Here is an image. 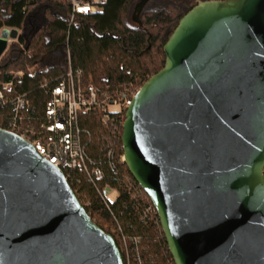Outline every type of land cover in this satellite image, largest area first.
<instances>
[{"label": "water", "instance_id": "obj_1", "mask_svg": "<svg viewBox=\"0 0 264 264\" xmlns=\"http://www.w3.org/2000/svg\"><path fill=\"white\" fill-rule=\"evenodd\" d=\"M163 52L124 112L123 162L174 264H264V0L197 1ZM0 264H123L63 172L1 127Z\"/></svg>", "mask_w": 264, "mask_h": 264}, {"label": "trees", "instance_id": "obj_2", "mask_svg": "<svg viewBox=\"0 0 264 264\" xmlns=\"http://www.w3.org/2000/svg\"><path fill=\"white\" fill-rule=\"evenodd\" d=\"M197 1L191 0L189 6L181 9L171 3L149 8L145 5L137 15L134 9L130 17L133 0H107L101 12L79 15L68 27L65 0H0V29H21L19 43L8 45L0 56V83L10 79L9 71H25L14 79V90L27 101L23 115L36 121L43 115L46 89L57 84L67 69V51L71 66L82 69L81 78L86 84L107 89L128 83L140 86L162 68L165 41L180 17ZM27 68L35 71L34 76ZM43 81H47L45 89L40 88ZM12 114L11 103L0 104L1 128L9 130ZM78 120L85 151L104 172L97 182L80 172L73 173L77 182L69 185L84 209L101 229L113 236L124 264H173L157 217H142V209L151 204L150 199L125 163H117L114 171L106 166L104 142L99 138L104 134L103 127L97 112L81 114ZM113 147L116 156L122 153L120 137ZM122 177L127 178L131 188L118 184ZM107 182L117 192L108 207L98 191ZM118 227L127 239L125 250L111 231Z\"/></svg>", "mask_w": 264, "mask_h": 264}, {"label": "built area", "instance_id": "obj_3", "mask_svg": "<svg viewBox=\"0 0 264 264\" xmlns=\"http://www.w3.org/2000/svg\"><path fill=\"white\" fill-rule=\"evenodd\" d=\"M65 1L68 5V27L79 15L101 12L107 3V0ZM3 30L8 31L5 38L7 45L19 43L21 29L15 28V35L10 36V29L1 28L0 36ZM20 47L24 48L21 44ZM29 52L27 50V53ZM67 61V69L63 77L57 84L46 89L48 98L44 103L43 115L38 121L23 115L22 109L26 107L27 101L24 95L14 90V79L24 75V70L9 71L10 79L0 83V104L11 103L13 105L9 130L29 141L39 155L63 172L68 183L77 182L73 174L75 172H80L90 180L97 182L103 178L104 172L100 164L96 163L85 151L78 118L81 114L97 112L104 133L99 136L104 142L103 158L108 169L114 171L117 163H124V157L123 153L116 156L113 143L119 137L121 139L124 112L139 86L128 83L121 87L107 89L91 83L86 84L81 78L82 69L71 66L68 51ZM27 72L31 76L35 74V71L30 68H27ZM46 86L47 81L40 84V88L45 89ZM118 182L119 185H129L126 177L120 178ZM112 190L115 191L108 182L98 188L106 207L114 201L109 199ZM141 214L143 218L156 219L157 217L158 220L152 203L144 206ZM111 231L119 237L121 247L125 250L127 239L120 227L113 228Z\"/></svg>", "mask_w": 264, "mask_h": 264}, {"label": "rangeland", "instance_id": "obj_4", "mask_svg": "<svg viewBox=\"0 0 264 264\" xmlns=\"http://www.w3.org/2000/svg\"><path fill=\"white\" fill-rule=\"evenodd\" d=\"M138 0H133L131 6H130V14L131 17L134 9L137 7ZM164 3H171L172 5L178 6L179 9L189 6L191 4V0H146L145 3L142 5L143 7L146 5V8H149L150 6H154L157 4H164ZM138 10H136L135 14L137 15ZM14 30H10L9 33H11ZM11 36V35H10ZM0 40L3 41V48L5 49L7 47V42L3 37L0 36ZM117 192L112 190L109 194V199L112 201L115 199Z\"/></svg>", "mask_w": 264, "mask_h": 264}, {"label": "crops", "instance_id": "obj_5", "mask_svg": "<svg viewBox=\"0 0 264 264\" xmlns=\"http://www.w3.org/2000/svg\"><path fill=\"white\" fill-rule=\"evenodd\" d=\"M3 28H5V27H3ZM6 28H8V29H10V30H14L15 28L14 27H6ZM17 29H19V28H17ZM3 32V31H2ZM9 35H10V33H9ZM7 47H8V45H7ZM7 47L4 49V51L7 49ZM3 51V52H4ZM3 52L0 54V56L3 54Z\"/></svg>", "mask_w": 264, "mask_h": 264}]
</instances>
